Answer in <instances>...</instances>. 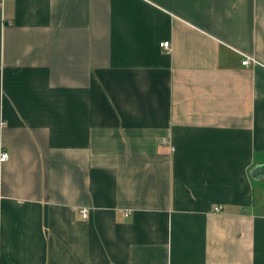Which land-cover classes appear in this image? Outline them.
I'll return each instance as SVG.
<instances>
[{"label": "crops", "instance_id": "crops-1", "mask_svg": "<svg viewBox=\"0 0 264 264\" xmlns=\"http://www.w3.org/2000/svg\"><path fill=\"white\" fill-rule=\"evenodd\" d=\"M0 123V264H264V0L0 2Z\"/></svg>", "mask_w": 264, "mask_h": 264}, {"label": "built area", "instance_id": "built-area-1", "mask_svg": "<svg viewBox=\"0 0 264 264\" xmlns=\"http://www.w3.org/2000/svg\"><path fill=\"white\" fill-rule=\"evenodd\" d=\"M5 1H9V0H0V2H5ZM160 47H162L164 50H169L170 49V43L169 42H163L160 44ZM256 61L251 58V57H243V60L241 61V65L242 66H248L250 64H255ZM4 123H0V127H3ZM163 144H165V141H162ZM8 158V154L7 152L3 149L1 142H0V162H4L6 161ZM221 210L220 207L215 208L216 212H219ZM82 217H86V210H82L81 211Z\"/></svg>", "mask_w": 264, "mask_h": 264}, {"label": "water", "instance_id": "water-1", "mask_svg": "<svg viewBox=\"0 0 264 264\" xmlns=\"http://www.w3.org/2000/svg\"><path fill=\"white\" fill-rule=\"evenodd\" d=\"M251 176L254 179L260 178V177H264V164L257 166L251 173Z\"/></svg>", "mask_w": 264, "mask_h": 264}]
</instances>
